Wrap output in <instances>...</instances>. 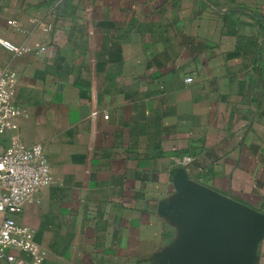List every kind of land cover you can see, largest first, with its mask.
Returning <instances> with one entry per match:
<instances>
[{
    "label": "crops",
    "instance_id": "1",
    "mask_svg": "<svg viewBox=\"0 0 264 264\" xmlns=\"http://www.w3.org/2000/svg\"><path fill=\"white\" fill-rule=\"evenodd\" d=\"M0 37L37 49L0 67L54 179L15 216L45 264H170L197 185L264 215V0H0Z\"/></svg>",
    "mask_w": 264,
    "mask_h": 264
},
{
    "label": "built area",
    "instance_id": "2",
    "mask_svg": "<svg viewBox=\"0 0 264 264\" xmlns=\"http://www.w3.org/2000/svg\"><path fill=\"white\" fill-rule=\"evenodd\" d=\"M7 24L20 30L16 20ZM0 47L17 57L37 53L34 47L2 37ZM17 79L11 66L0 67V136L11 133L6 147L0 149V259L8 264H45L46 252L35 242L34 230L15 220L24 205L54 181L42 146L25 145L16 134V119L25 116L13 101Z\"/></svg>",
    "mask_w": 264,
    "mask_h": 264
},
{
    "label": "water",
    "instance_id": "3",
    "mask_svg": "<svg viewBox=\"0 0 264 264\" xmlns=\"http://www.w3.org/2000/svg\"><path fill=\"white\" fill-rule=\"evenodd\" d=\"M177 209L190 218L191 238L170 264H249L264 231L263 214L201 185Z\"/></svg>",
    "mask_w": 264,
    "mask_h": 264
}]
</instances>
